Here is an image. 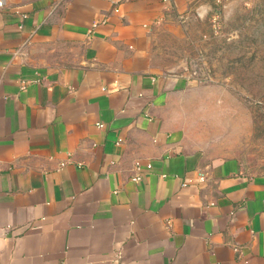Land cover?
Returning a JSON list of instances; mask_svg holds the SVG:
<instances>
[{
  "label": "crops",
  "instance_id": "0c3cea01",
  "mask_svg": "<svg viewBox=\"0 0 264 264\" xmlns=\"http://www.w3.org/2000/svg\"><path fill=\"white\" fill-rule=\"evenodd\" d=\"M2 1L0 264H264V170L190 140L152 58L191 0Z\"/></svg>",
  "mask_w": 264,
  "mask_h": 264
},
{
  "label": "rangeland",
  "instance_id": "374dc122",
  "mask_svg": "<svg viewBox=\"0 0 264 264\" xmlns=\"http://www.w3.org/2000/svg\"><path fill=\"white\" fill-rule=\"evenodd\" d=\"M189 4L179 29L159 31L151 48L159 69L187 73L177 124L203 150L264 170V0Z\"/></svg>",
  "mask_w": 264,
  "mask_h": 264
},
{
  "label": "built area",
  "instance_id": "2783aa9c",
  "mask_svg": "<svg viewBox=\"0 0 264 264\" xmlns=\"http://www.w3.org/2000/svg\"><path fill=\"white\" fill-rule=\"evenodd\" d=\"M2 5H3V1L0 0V6H2ZM99 125L102 126V124H99ZM136 165H137V167L139 166L138 163H136ZM147 167H150V164H147ZM132 179L133 180H139L140 179V175H135V176L132 177Z\"/></svg>",
  "mask_w": 264,
  "mask_h": 264
}]
</instances>
